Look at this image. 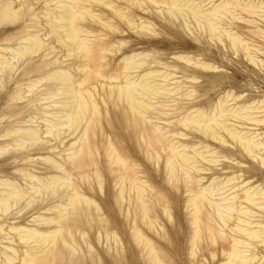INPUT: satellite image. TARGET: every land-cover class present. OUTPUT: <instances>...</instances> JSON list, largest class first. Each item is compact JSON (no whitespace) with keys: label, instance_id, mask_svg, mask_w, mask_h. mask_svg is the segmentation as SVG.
I'll return each mask as SVG.
<instances>
[{"label":"bare ground","instance_id":"bare-ground-1","mask_svg":"<svg viewBox=\"0 0 264 264\" xmlns=\"http://www.w3.org/2000/svg\"><path fill=\"white\" fill-rule=\"evenodd\" d=\"M14 1L26 3L30 0L5 1L0 11L2 19L17 24L22 8L16 7ZM34 1L45 4L41 15L46 23L41 25L33 18L41 15L32 13L29 16L33 19L28 20L31 24L24 29H50V39L53 38L67 54L55 62V58L48 59L55 48L52 44L46 45L48 40L40 39L39 33L34 36L28 32L22 38L27 44L17 53L30 62L23 67L18 77L21 79L15 81V76L11 77L13 64L4 54L11 47H0V74H5L4 80L0 75V97L7 91L3 86L12 82L19 85L37 77L39 79L32 82L31 88L36 89L45 80L54 81L42 85L43 101L60 96L63 102L57 110L40 108L36 112L27 106L12 109V117L29 114L28 123L34 125L41 120L46 130L32 126L22 131L17 128V121L14 124L13 121L0 136L7 139V149L13 146L15 153L18 152L14 159L20 163L14 162L13 168L25 181L22 186L17 175L0 167V264H64V234L66 237L72 234L69 225L71 222L79 224L75 231H80V224L90 217L91 209H100L93 198L88 197L87 188L83 193L82 185L77 187L73 183L75 177L79 181L84 179L85 187L91 179L101 186L103 171L116 174L120 184L118 197L125 200L129 194L131 204L145 212L140 220L148 221L147 186L138 169L147 159L155 165L164 161L173 179L181 177L186 181V207L192 226L186 248L192 264H206V261L211 264H264V101L236 95L231 90L234 89L233 81H228L227 75L215 74L220 67L199 58L176 57L186 64V70L157 59L156 54L150 58L143 53H129L128 43L134 41L125 40L133 37L114 42L113 33L119 29L117 20L134 30H149L154 24L140 18L138 21L145 22L136 26V17L113 0ZM122 1L143 8L145 0ZM151 1L159 10L167 6L168 19L180 20L188 31L191 32L190 27L195 25L198 33H209L210 40L219 41L223 46L227 39L236 53L242 49L251 63L260 66L255 48L232 28V24L235 21L254 23L244 14L264 21V0ZM99 6L107 11H100ZM139 43L142 39L137 40ZM37 54L42 56L40 63L32 59ZM110 54L114 58L118 54L124 57L119 68L111 67ZM66 62L72 64L65 65ZM57 65L60 71L54 72ZM177 71H182L184 80L175 79ZM203 79L207 80L201 82ZM223 87H226L224 93L218 94L217 89ZM202 89H207L203 96L199 94ZM177 97L179 99L173 102ZM35 98L33 103L41 101ZM21 99L22 94L17 93L10 98L11 101ZM214 101L216 104L211 105ZM34 114L40 118L35 119ZM163 123L169 125L163 126ZM117 124L121 126V134L116 135L121 141L112 133L113 125ZM44 135L53 139L45 142L48 137ZM61 135H64V142ZM130 138L136 140L135 146L127 145ZM69 139L65 149H61ZM57 140L60 141L57 147L48 146ZM31 141V146L37 145L35 152L58 148L61 151L52 152L56 153L53 158H44L46 167L41 169L33 165L31 151H27V143ZM61 152L66 155L56 160ZM48 169L51 177L40 180L41 187L35 185L34 180H39L38 171ZM75 171L76 176L73 175ZM42 175L48 176L47 173ZM205 179L208 180L203 185ZM57 189L60 194L69 190L65 205L64 195L59 196V206L54 203ZM35 199H40V203L42 200L38 209L23 217L13 214L15 206L25 205L30 200L28 207L37 201ZM46 201L48 204L43 203ZM66 209L69 210L68 218H64ZM36 212L39 217L30 222L26 216L32 213L33 219ZM41 213L52 215L43 217ZM165 213L171 221L172 214ZM140 233L136 228L134 236L141 238L139 241L148 250L152 263L170 264L167 250L158 249L152 240L143 239Z\"/></svg>","mask_w":264,"mask_h":264},{"label":"rangeland","instance_id":"rangeland-1","mask_svg":"<svg viewBox=\"0 0 264 264\" xmlns=\"http://www.w3.org/2000/svg\"><path fill=\"white\" fill-rule=\"evenodd\" d=\"M5 1L6 0H0V11L4 8ZM113 1L118 6L128 8V10L130 9L129 11H126L136 17V26H140L141 23L145 22L144 20L138 21L140 18L147 19L149 22L154 24V27L151 26L148 28L149 30H141V28H139L138 30H140V32H137L138 30H134V27L129 28L125 26L123 22H119V20H117L116 25L119 26V29H116L113 33V35L115 34L114 42L116 41L115 43H118L124 38H128L129 36L133 37L132 40L129 38L128 40H125L128 42L134 41L132 43H128L127 48H130L128 50L129 53H143L144 55L150 56V58H153L154 54H156L157 59L170 65H177L181 69H186L184 68L186 64L182 61H178L176 57L188 56L192 59L199 58L202 61L212 63L211 65L220 67L218 71H215V74L227 75L228 81H233L234 89L231 90H233L236 95L243 94L242 96L244 97H250L257 101H264V67H262V65H264V21L260 17L244 14L243 16L245 18L253 20L254 23L235 21L232 24V28L239 32V34H241L245 40L249 42L251 47L255 48L256 58L260 61V66H257L250 62V59L246 57V53L242 51V49L236 53L235 50L231 48L230 42L227 39H224L225 45L223 46L219 43V41L210 40L209 33H198L195 25L190 27V32L182 26V22L180 20L168 19L167 15L169 13V9H166L167 6H165L166 8L162 6L159 10L156 6H154V3H152L151 0H145L143 2V8L122 0ZM164 1L168 2V0ZM14 3L16 7L22 8L20 21L17 24H12L8 19H2L0 14V47L6 48V46H10V49H12H8V51L4 52V54L13 64L14 69L11 77L14 75L16 81V79L22 74L23 67L30 62L27 58H21L17 53V51L24 48L25 44H27V42L22 38L28 32L33 33L34 36L39 33L40 39L44 38L48 40L46 45L52 44L51 47L55 49L48 59L53 60V58H55L54 62L56 59L65 56L66 50L61 49V46L59 47V44L55 43L53 38L52 39L54 41L50 39V29L44 28L43 31L39 28L24 29L25 26L31 24V22H28L29 19L36 18L41 25L46 23L41 15L42 10L46 7L43 2L37 3L34 0L33 2L30 0V2L26 3H17L15 1ZM210 7L211 6H208L207 8ZM97 8L100 11H107L103 6H99ZM32 13L36 15L40 14L41 16L32 18V16H29V14ZM41 25L39 26L41 27ZM139 34L143 37L139 36ZM46 35H48V37H46ZM141 39L142 43L137 44V40ZM106 42H108V40ZM46 54H49V52ZM41 57L42 56H40V54H37L33 55L32 59H34L35 62L40 63V60L42 59ZM108 57H110V64L112 68H119V64L124 58L121 57V54H118L115 58L111 54ZM63 60L65 59L63 58L61 62ZM114 60H118V62ZM69 64H72V62L65 63V65ZM58 67L59 65H57V68L53 71H60ZM181 73L182 71H177L175 79L180 81L184 80ZM188 73H192L191 70H188ZM51 74H53V72H51ZM210 74L212 73L210 72L209 75ZM0 75L2 80H4L5 74L2 73ZM12 79L14 81V78ZM37 79L39 78L34 77L30 81H26L25 83H21L19 85H14L12 82L9 85L3 86L7 91L0 97V136L3 134V129L13 121V124L17 121V128H20L22 131L25 130V128L32 126L33 128L40 126L38 130H46L44 122L38 120L40 116L36 114L33 115V117L38 120V123L32 125L27 122L31 118L29 117V114L12 117L10 113L12 109H22L27 106L28 109L35 110L37 112L40 108L57 110L61 107L63 99L60 96H54V98L48 102L42 100L44 97L41 96V92L44 90L42 85L45 83H53L54 81L45 80L40 83L36 89L34 87L31 88L30 86L32 85V82ZM206 80L203 79L201 82H205ZM172 84L174 83L172 82ZM174 87L175 86H173V88ZM225 88L223 87L222 89H217V91H219L218 94L224 93ZM31 90H34L36 93L33 94V91ZM206 90L207 89L200 90L199 94L203 96ZM15 93L22 94V99L11 101L10 98L14 97ZM35 97L41 101L33 103ZM177 99H179V97L173 100V102L177 101ZM215 104V101L211 103V105ZM174 117H176V115H174ZM170 119H173V116H171ZM172 122H175V120H172ZM168 125L169 124L167 123H163V126ZM120 127L121 126L118 124L113 125L112 133L114 135H120ZM115 130H117V132ZM193 132L198 133L197 131ZM118 135H116L118 137H116V140L121 141V138H119L120 136ZM67 136L68 134L66 137ZM44 137H48V139H45V142L53 139V137L48 135H44ZM61 139L64 142V135H61ZM188 139H190V137H188ZM6 140L7 139H4V137H0V167H5L8 169L10 174L14 173L18 176L19 174L16 169L13 168L14 162L20 163V160L16 161L14 159V156L18 155V152L15 153L13 146H10L7 149L6 143L8 142H6ZM69 141L70 139L66 140L65 145H62L61 149L63 147L65 149V146ZM135 141V139L130 138L127 141V145H129V147L133 145L135 146ZM58 142L60 141H52L48 144V146L57 147ZM31 145L32 141L27 143V151H31L32 159L34 160L33 165L41 169L46 165V162L43 161L44 158H53L56 153L61 151V149L58 148L56 151L35 152L34 149L37 145ZM68 146H70V144ZM54 151L56 152L55 155L51 154ZM60 155V157L56 156V160L60 161L61 157L66 154L61 152ZM165 157L166 156L164 155V158ZM139 161L140 160H138V162ZM143 163L144 165L140 166L138 169L141 171V177L147 186L146 198L149 215L148 221L140 220L141 217L145 216V212H143L142 208L131 204L129 194L125 200H121L118 197L120 184H118L116 174L103 171L101 186L97 184V182H94L93 179H91L90 182H87V187L84 186V179H81V181H79L76 177L73 179V183H75L77 187L82 185L83 193L84 189L87 188L88 197H92L100 209L98 211L91 209L90 217H88L87 220H83L80 224V231H75L79 224L76 225L71 222V225H69L70 230H72V234L68 237H66V233L64 234V240L66 238V242L64 241V264H76V262H78L77 264H153L151 258H148V250L144 249L142 242L139 241L141 238L137 239L134 236L136 228L141 232L140 235L143 239L146 238L152 240L156 247L160 250H164V248L167 250L170 264H192L188 258L186 248V243L192 230L186 207V181L181 177L177 180L173 179L168 173L164 161H162L161 165H155L152 162L150 163L148 162V159L144 160ZM245 166L249 167L248 165ZM221 168L222 167H219V169ZM38 172L39 180H34V184L41 187L40 180L44 181V179L50 178L51 170L48 169L45 172ZM43 173H47L48 176L42 175ZM73 175L76 176L77 172H73ZM18 177V182L22 186H25V181L22 180V176ZM207 180L208 179H205L203 181V185H206ZM88 186L90 188H88ZM50 192L53 193L52 190H50ZM57 192L58 193L53 197V201H55L54 203L59 206V196L62 197V195H64L63 203L65 205L69 196V190H64L63 194H60L61 192L59 193V189H57ZM28 202H30V200H27L25 205L20 204L15 206L12 210L13 214L16 215L19 213V216L23 217L31 210L38 209L39 205L41 206L42 200L40 203V199H38L35 203H30L27 207ZM43 203L48 204L47 201ZM165 211L172 214L171 221L168 219V214L165 213ZM34 214L35 216H33V219L31 218L33 215L32 213L26 216L27 219L30 218V222H33L35 218L39 217L37 212ZM68 214L69 210L66 209L64 211V216L66 217L64 218H68ZM41 215H44L43 217H50L52 213H41ZM71 216L72 214L70 217ZM17 222L19 223L20 221L18 220ZM7 226L8 224H5V227ZM80 234H84V237H80ZM4 243L6 244L7 241H4ZM260 253H262L261 250ZM199 256H202V253H199ZM206 264L211 263L210 261H206Z\"/></svg>","mask_w":264,"mask_h":264}]
</instances>
